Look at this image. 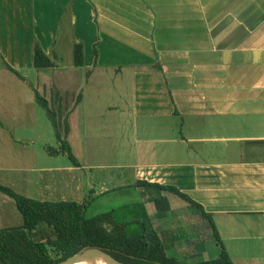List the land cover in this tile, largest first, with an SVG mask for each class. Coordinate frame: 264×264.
<instances>
[{"label":"crops","instance_id":"1","mask_svg":"<svg viewBox=\"0 0 264 264\" xmlns=\"http://www.w3.org/2000/svg\"><path fill=\"white\" fill-rule=\"evenodd\" d=\"M36 42L54 67H34ZM74 43L83 45L81 67ZM0 61L55 81L59 93L75 87L80 103L95 74L111 77L119 66L124 79L128 69L132 86L111 104L123 116L115 125L118 166L129 172L117 188L128 185L149 203L133 186L138 180L177 187L211 214L223 244L239 241L234 254L226 248L233 262H249L241 242L264 240V0H0ZM76 69L84 82L73 78ZM79 163L53 182L83 201ZM40 179L46 194L51 180ZM106 185L93 196L110 193ZM167 198L174 217L154 227L169 255L195 261L204 238Z\"/></svg>","mask_w":264,"mask_h":264},{"label":"rangeland","instance_id":"2","mask_svg":"<svg viewBox=\"0 0 264 264\" xmlns=\"http://www.w3.org/2000/svg\"><path fill=\"white\" fill-rule=\"evenodd\" d=\"M63 61L65 63L68 61L66 53L63 55ZM123 69L122 74H125L126 77L130 75L129 78L122 79L119 66L107 71L111 73V77L95 74L93 81L85 85L84 100L81 103L77 96L78 89L70 87V90L75 91L73 95H66L65 100L63 93H59L58 98L53 94L57 102L52 104L50 103V89L56 92L55 81L46 80L42 76L37 80V76L30 75L32 72L28 68L18 71L25 78L24 81L20 80L10 74L0 61V184L11 187L21 195L37 200L58 201L62 200L61 195L64 194L66 197L63 198L67 200L82 202V199L71 200L70 195L66 194L67 191L53 182L56 177L63 178L66 174L65 169L68 166L74 167V165L67 155L51 156L45 150V146L57 148L58 140L55 128L45 109L34 99L36 90L53 106L57 113V119H59L58 107L61 104L60 114L66 119L69 127L67 139L74 156L84 165L83 168L76 170L75 176L81 184L84 197L88 199L85 209L87 217H93L116 208L120 215L124 211L130 218L131 210H134L132 202L142 201L141 204L150 216L153 225L156 221L169 222L173 214L168 212L165 217L157 218L154 203L143 202V196H139L136 189H132L128 185L117 188L124 184L122 180L125 176H129V172H120L122 168L118 165L122 164L124 157L119 137H114L115 129H117L115 125L120 123L123 116L111 105L119 102V94L116 91H120L121 87L125 89L128 83V89L132 86L131 72L126 68ZM100 70L101 68L97 69L96 73ZM77 72L76 76L72 73L73 78L76 80L77 77L82 76L84 82L82 70H77ZM42 80L47 83V87H44ZM71 82H73L72 79ZM72 84H75V81ZM91 87L93 90L88 89ZM124 96L131 99L130 95ZM73 99L74 101H72ZM78 104H81V107L77 106ZM109 165L114 167H109ZM46 167L51 170L42 172L41 169ZM40 177L51 180H49L48 193L46 194L44 193L43 179ZM100 182H104L108 184L106 186L114 189H110V193L105 192L93 196V189L100 191ZM84 184L86 185L84 186ZM167 197L175 209L187 213V220L195 221L194 224L199 227L196 230L204 238V257L201 255L195 261L186 262L192 263L216 258L221 249L213 236L209 223L201 218L194 207L184 204L177 195L167 193ZM21 222L22 217L14 201L0 192V227L19 225ZM35 236L39 238V233H35ZM223 241L225 249L227 248L231 253L233 252L230 249L232 245L239 246V241L235 244L227 239H223ZM243 241L245 243L241 242L240 247L242 246L241 248L248 253L246 260L249 262L247 264H264V254L261 252L264 240L248 239Z\"/></svg>","mask_w":264,"mask_h":264},{"label":"trees","instance_id":"3","mask_svg":"<svg viewBox=\"0 0 264 264\" xmlns=\"http://www.w3.org/2000/svg\"><path fill=\"white\" fill-rule=\"evenodd\" d=\"M73 64L76 67L84 64L82 43L73 44ZM33 65L38 70L55 66L37 42L34 46ZM5 66L20 80H25L14 68L7 64ZM159 66L157 64V67ZM50 94V103L55 104L57 101L53 94L58 98L59 92L50 89ZM68 94L70 93L63 94L65 100ZM34 99L45 109L58 140L57 148L45 146V150L51 156L67 155L72 164L79 167L80 163L67 139L69 127L66 119L60 114L61 104L58 107L57 119L53 106L36 90ZM133 186L139 188L144 197L154 203L157 218L165 217L171 211L167 193L177 195L194 207L209 222L213 236L221 249L219 255L213 259L192 263L169 255L167 245L157 233L143 204H133L134 210H131L130 218L124 211L120 215L116 208L87 217L85 215L87 198L81 203L70 200H37L0 184V192L14 201L22 217L19 225L0 227V264H53L88 246L100 247L124 264H235L216 231L211 214L187 193L173 185L143 180H138ZM35 233H39V238Z\"/></svg>","mask_w":264,"mask_h":264},{"label":"water","instance_id":"4","mask_svg":"<svg viewBox=\"0 0 264 264\" xmlns=\"http://www.w3.org/2000/svg\"><path fill=\"white\" fill-rule=\"evenodd\" d=\"M78 262H85L89 264H124L106 250L100 247L91 246L85 247L66 259L53 264H75Z\"/></svg>","mask_w":264,"mask_h":264}]
</instances>
